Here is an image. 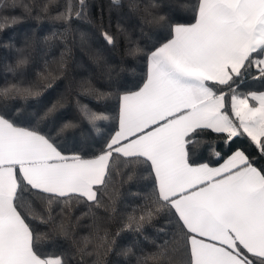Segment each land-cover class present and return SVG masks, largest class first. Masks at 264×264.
Masks as SVG:
<instances>
[{
  "label": "snow or ice",
  "instance_id": "obj_1",
  "mask_svg": "<svg viewBox=\"0 0 264 264\" xmlns=\"http://www.w3.org/2000/svg\"><path fill=\"white\" fill-rule=\"evenodd\" d=\"M111 4L121 6V0ZM17 8L62 25L43 42L64 45L56 62L63 72L72 21L87 19V0H0V30L19 22L4 14ZM145 14L162 30L156 43L141 45L119 26L114 34L102 32L108 45L123 40L125 55L143 61L140 79L108 92L82 81L76 115L59 128L63 95L42 115L39 108L8 106L9 99L42 95L41 73L37 80L26 75L28 41L16 49L15 66H7L13 80L5 76L0 85V264H89L88 257L103 264L115 244L106 224L116 208L114 200L98 199L97 186L107 187L117 160L128 169L122 173L127 182L150 188L135 193L140 202L124 226L134 225L151 248L137 255L134 246L125 247L119 255L126 262L134 256L135 264H264V91H239L249 79L264 87V0H151ZM79 38L86 43V33ZM95 59L105 63L100 53ZM81 95L105 102L115 96L118 112L93 110ZM110 120L118 127L105 137L97 122ZM68 129L85 134L71 149L57 142L67 139L62 133ZM87 137L100 143L98 151ZM200 146L210 150L206 161ZM73 200L88 212L73 216ZM85 216L92 218L90 232L78 237L75 227ZM158 220L164 222L160 233L172 232L163 243L145 234ZM41 226L68 241L67 249L43 253L39 241L49 233H40Z\"/></svg>",
  "mask_w": 264,
  "mask_h": 264
},
{
  "label": "trees",
  "instance_id": "obj_2",
  "mask_svg": "<svg viewBox=\"0 0 264 264\" xmlns=\"http://www.w3.org/2000/svg\"><path fill=\"white\" fill-rule=\"evenodd\" d=\"M37 2H42V0H37ZM60 2L62 4L64 0H60ZM163 2L167 5L171 0H163ZM150 3L151 0H121V6L113 7L111 0H87V19L84 21H72L74 31L72 37H69V46L72 48L71 58L67 60L63 72L59 70V65L56 62L60 60L64 45L59 41H49L47 44L43 42L45 35L50 34L54 30L62 31V25L47 18L38 21L35 18V13L32 16H28L23 14V10L20 8L5 10V15L20 17V20L14 24L9 23L3 30H0V85H3L5 76L9 80H13V74L7 71V66L9 64L15 66L18 55L16 49L24 47L25 42L28 41L27 54L31 62L27 66L26 75L29 79L37 80L36 73H41L38 78V84L40 85L39 90L42 92L39 99L35 97L9 99L7 101L8 106H24L30 112H35L39 108L42 115L47 107L63 95V107L56 114L60 118L57 122V128H59L64 118L72 119L76 115L75 102L77 93L82 91V81H90L96 89L102 92L114 91L115 85L119 83L131 84L134 80L138 81L143 75V61L133 60V58L125 55L127 45L123 40L118 42L114 48L108 45L102 32L107 31L114 34L119 26L126 29L131 39L140 42L141 45H150L158 42L159 37L162 35V30L158 26L149 23L150 17L145 14V8ZM130 5H135L136 7L133 8ZM160 11L162 13L166 12L167 7ZM52 15H55V11H53ZM189 16H191V12H189ZM80 32L86 33V43L84 44H81ZM73 37L75 38V43H71ZM5 44H11L14 47L6 48L3 46ZM96 53L103 55L105 63L98 64L96 62ZM45 61L48 62V71L44 70ZM108 66H111V71L108 70ZM133 68L135 71L132 70ZM239 91H264V87H261L258 81L249 79ZM79 99L93 110H103L105 114L112 117H115L118 112V102L115 96L106 102L103 99L97 100L92 96L85 95H81ZM97 124L105 137L110 131L118 127L115 120L98 121ZM40 126L43 127V124ZM51 127L52 125L49 124L48 128L51 129ZM84 127L87 128V125H84ZM73 132L74 130L72 129L66 130L62 133V137L67 139L62 138L57 142L66 149H71L74 142L85 139L84 133L75 132V135H73ZM87 139L89 144H91V151H98L102 138L99 135L96 137L100 143L94 141L92 137H87ZM218 150L227 151L223 148ZM198 151L203 152L206 161L210 155V150L205 151L203 146H200ZM110 168H114L115 171L107 177V187L97 186L99 188L97 192L98 199L102 198L103 202L109 204L114 200L116 208V212L112 213L114 219L107 221L106 224L108 232L112 234L110 239L114 240L115 244L113 251L104 258L103 264H135V257H128L126 262V258L119 255L121 250L127 246H134L133 251L139 255L141 249L147 251L151 248V244L146 242L143 236L134 230V225L132 228H126L124 226V218L140 202L135 193L150 191V188L146 186L148 182H127L126 177L122 173H126L128 169L122 166L119 160L114 165L110 163ZM24 203L27 205L29 201ZM72 204L73 216L79 217L82 213L88 212L86 204L77 203L75 200H73ZM100 212H103V208L100 209ZM91 223L92 218L90 216L83 217L79 221V225L75 227L77 236H88L90 229L87 225ZM156 223V228L150 226L145 228V234L149 237V240H155L157 243L170 240L172 237L171 231L160 233L157 230L159 225L164 222L158 220ZM45 232H48L49 235L42 237L39 241L43 253L59 254L67 249L68 241L62 236L53 235L49 229L41 226L40 233ZM117 233L119 235H116ZM179 246H182V244ZM87 259L90 264L95 257H88Z\"/></svg>",
  "mask_w": 264,
  "mask_h": 264
},
{
  "label": "crops",
  "instance_id": "obj_3",
  "mask_svg": "<svg viewBox=\"0 0 264 264\" xmlns=\"http://www.w3.org/2000/svg\"><path fill=\"white\" fill-rule=\"evenodd\" d=\"M221 163H223V161H221ZM211 166H219V165H211Z\"/></svg>",
  "mask_w": 264,
  "mask_h": 264
}]
</instances>
